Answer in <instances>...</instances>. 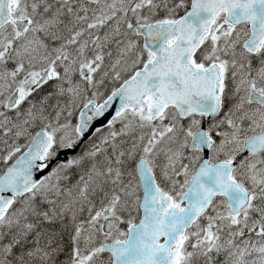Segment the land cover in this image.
<instances>
[{
  "label": "snow or ice",
  "instance_id": "obj_1",
  "mask_svg": "<svg viewBox=\"0 0 264 264\" xmlns=\"http://www.w3.org/2000/svg\"><path fill=\"white\" fill-rule=\"evenodd\" d=\"M0 264H264V0H0Z\"/></svg>",
  "mask_w": 264,
  "mask_h": 264
}]
</instances>
